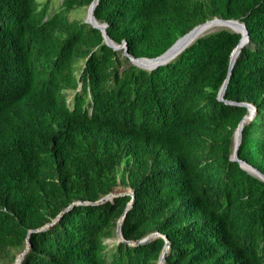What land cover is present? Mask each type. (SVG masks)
Returning <instances> with one entry per match:
<instances>
[{
  "label": "trees",
  "instance_id": "16d2710c",
  "mask_svg": "<svg viewBox=\"0 0 264 264\" xmlns=\"http://www.w3.org/2000/svg\"><path fill=\"white\" fill-rule=\"evenodd\" d=\"M92 0H0V259L21 264H264V0H98L94 16L134 57L162 54L195 25L238 19L248 42L217 98L240 33L215 30L146 70L69 13ZM78 62L80 64L78 65ZM68 86L75 91L68 94ZM79 88V89H78ZM78 89V90H77ZM229 102L234 103H228ZM15 254L0 264L13 262ZM8 261V262H7Z\"/></svg>",
  "mask_w": 264,
  "mask_h": 264
},
{
  "label": "water",
  "instance_id": "95a60500",
  "mask_svg": "<svg viewBox=\"0 0 264 264\" xmlns=\"http://www.w3.org/2000/svg\"><path fill=\"white\" fill-rule=\"evenodd\" d=\"M97 3H98V0H92L90 2V4L87 6V17H86V19H84V22L91 25L93 28L100 30V32L102 33L103 41L105 42L106 45H108L109 47H111L114 50H122L124 56H126L132 64H134L138 67H141L143 69H146V70H152V69L156 68L157 66L165 65V64L169 63L173 58H175L178 54H180L183 50H185L195 39L206 34V33H204V34H201V33L204 30L208 29L212 24H214L216 22H226L228 24H235L236 27L238 28V30L233 31V32L240 33L241 37L239 39L238 44L235 46V48L232 50V52L230 54L228 73H227V76H226L224 82L222 83V85L218 91V94H217V98L219 100H223V95H224V92H225V89H226V86H227V83L229 80V76L231 74V70H232L234 62L236 60V57L238 56L243 45L248 42V31L246 29L245 24L242 21H240L238 19H223L220 17H213L209 20H206L202 23L195 25L193 28H191L184 35L179 37L162 54L155 56V57H151V58H149V57H134L128 53V47H127V44L125 41H123L121 44L115 43L108 36V34L106 32V24L100 23L99 21H97L95 19L94 10H95ZM210 32H213V31H209L207 33H210ZM138 61L146 62L147 66L141 65L140 63H138ZM225 101L228 103H234V102H229L227 100H225ZM238 104L246 107L248 113L242 117V119L239 121L237 127L234 130L233 140H232V152L230 154V160L237 161L239 166L242 169H244L249 174H252L253 176L257 177L258 179H260L261 181L264 182V174L262 172H260L258 169H256L252 165L248 164L244 160H241L238 158V148H239V145H240L241 139H242L243 126L246 123H248L249 121H251L254 118V116L256 115V108L251 103L243 102V103H238ZM127 195H130L131 199L127 202L125 209L123 210L122 214L120 215V217L117 220L116 231H115L117 241L118 242H124L130 246H136V245L146 244V243L152 241L154 238L161 237L164 240V246L160 252L157 264H165V258L167 255V251L169 249V240H168L167 236L161 234L158 231H155V232L149 233V234L145 235L144 237H142L138 240H134V241H127L123 238L122 233H121V224L125 218L127 211L131 208V206L133 204V199H134V193L132 190H131V192H128ZM117 196H121V195H116L112 191V192L106 194L105 196H103L102 198L98 199L97 201H95L94 204L104 203L108 200H112V198L117 197ZM78 203L79 202L71 203L68 207L64 208L63 211H61L50 223L42 226L41 228L28 230V233H27V236L25 239V248L19 255H17V257L15 258L14 264L16 263L17 260H19L18 264H21L25 254L27 253L29 246H30L28 235L31 232L45 230L46 228H48V226L55 223L60 218V216L62 215L63 212H65L66 210L71 208L73 205L78 204Z\"/></svg>",
  "mask_w": 264,
  "mask_h": 264
},
{
  "label": "rangeland",
  "instance_id": "374dc122",
  "mask_svg": "<svg viewBox=\"0 0 264 264\" xmlns=\"http://www.w3.org/2000/svg\"><path fill=\"white\" fill-rule=\"evenodd\" d=\"M38 1H42V0H38ZM54 1L57 2L58 0H54ZM69 17L71 19L75 18L78 21H83L84 22V19H86V17H87V6H82V7L75 8L73 11H71L69 13ZM223 29L232 31V30L227 29V28H223ZM79 64H80V62H78V65ZM74 91H75L74 86H68V88L66 89V92L68 94H72ZM128 192H131L130 187L127 186L126 184H122L121 182H119L118 185L113 189V193L116 194V195L123 196V195H127ZM116 241H117V237L111 238V239H107L105 241V244L107 245V249H109L112 246V244H114V242H116ZM24 248H25V245L24 246H19V247H13V248H10V249L8 248L7 251H8L9 255L6 256L3 259H0V260L1 261L7 260L11 254H15L13 262L12 261L11 262L7 261L8 262L7 264H14L15 258L17 257V255H19L24 250ZM17 261H16L15 264H17Z\"/></svg>",
  "mask_w": 264,
  "mask_h": 264
},
{
  "label": "bare ground",
  "instance_id": "6f19581e",
  "mask_svg": "<svg viewBox=\"0 0 264 264\" xmlns=\"http://www.w3.org/2000/svg\"><path fill=\"white\" fill-rule=\"evenodd\" d=\"M223 28H227V29H230L232 31L238 30V28L236 27L235 24H228L226 22H216V23L212 24L208 29L204 30L201 34L207 33L209 31H215V30L223 29ZM138 63H140L143 66H147V63L144 61H138ZM18 262H19V260L17 261V264H18Z\"/></svg>",
  "mask_w": 264,
  "mask_h": 264
}]
</instances>
